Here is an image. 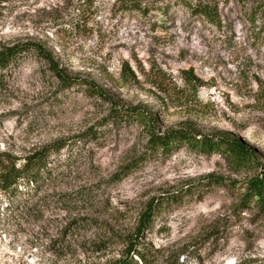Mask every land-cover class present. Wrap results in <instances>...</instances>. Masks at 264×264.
Listing matches in <instances>:
<instances>
[{"label": "rangeland", "instance_id": "1", "mask_svg": "<svg viewBox=\"0 0 264 264\" xmlns=\"http://www.w3.org/2000/svg\"><path fill=\"white\" fill-rule=\"evenodd\" d=\"M23 43L106 98L62 88L33 53L0 74V153L62 145L39 191L0 196V264H109L157 196L147 264H264V212L238 203L255 164L186 145L153 155L143 125L102 123L137 107L160 132L235 138L264 164V0H0V49Z\"/></svg>", "mask_w": 264, "mask_h": 264}, {"label": "trees", "instance_id": "2", "mask_svg": "<svg viewBox=\"0 0 264 264\" xmlns=\"http://www.w3.org/2000/svg\"><path fill=\"white\" fill-rule=\"evenodd\" d=\"M196 11L199 15L207 17L211 14L208 6L203 3L197 7ZM26 52L43 57L62 88L83 84L88 94L98 99L106 98L105 94L93 83L71 78L65 74L50 61L47 52L40 45L33 43L15 44V46L0 49V74L10 69L15 60ZM188 73L183 72L185 74L183 79L193 83L195 80H192ZM106 121L118 126L130 122H135L139 126L143 125L148 135L146 151L153 155L166 154L181 145H186L202 154L217 153L236 171L255 164V172L244 180V191L238 203L243 209L251 207L261 213L264 212V164L255 161L252 150L242 141L225 136L201 134L187 126L160 132L154 125L152 116L146 110L137 107L116 108L111 106L110 112L103 118L102 123ZM97 133L98 131L94 130L90 132V136H96ZM61 148L62 145L58 143L40 147L39 150L25 156L18 163L10 155L0 153V196L6 199V204H11V200L25 201L31 194L40 190V186L50 178L53 172L51 167L53 155ZM162 202L158 196L148 200L140 214L135 236L126 242L123 256L109 264H147L146 249L140 247L139 244L142 242V232L149 225Z\"/></svg>", "mask_w": 264, "mask_h": 264}]
</instances>
